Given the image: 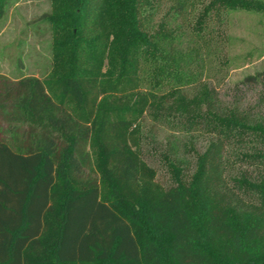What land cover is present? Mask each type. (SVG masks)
Instances as JSON below:
<instances>
[{
	"label": "trees",
	"instance_id": "obj_1",
	"mask_svg": "<svg viewBox=\"0 0 264 264\" xmlns=\"http://www.w3.org/2000/svg\"><path fill=\"white\" fill-rule=\"evenodd\" d=\"M56 3L69 11L51 19L56 26L72 19L80 31L70 37L71 72L0 75V264H264V173L257 182L243 177L246 190L261 197L249 206L223 169L234 139L259 143L251 157L264 166V122L237 109L220 113L206 82L228 65L229 10H264L263 3ZM194 84L203 91L189 99L184 91ZM168 96L169 109L186 113L204 102L217 137L192 182L176 165L175 182L166 186L142 157L139 121L149 108L162 110ZM16 119L28 126L15 131L13 146L7 130ZM95 147L91 177L86 167Z\"/></svg>",
	"mask_w": 264,
	"mask_h": 264
},
{
	"label": "rangeland",
	"instance_id": "obj_2",
	"mask_svg": "<svg viewBox=\"0 0 264 264\" xmlns=\"http://www.w3.org/2000/svg\"><path fill=\"white\" fill-rule=\"evenodd\" d=\"M263 3L264 0H252ZM57 0H5L4 14L0 16V75L11 80L26 76L45 78L49 75L64 76L71 72L73 53L72 33L80 35L78 26L70 20L57 27V14L62 20L69 13ZM167 3H170L167 1ZM64 28V35L57 30ZM227 44L225 55L228 65L223 73L210 72L208 86L215 87L220 113L237 109L249 119L264 122V77L246 82L249 75L264 72V10L233 8L226 22ZM112 38V37H111ZM105 61L104 72L108 65ZM218 63V62H217ZM216 64V63H215ZM94 65V64H93ZM145 68L146 65L144 66ZM213 67V66H212ZM205 82V83H206ZM203 84L186 87L189 99L202 93ZM149 91L147 75L143 92ZM152 100L151 96H148ZM161 101V99H160ZM164 108H149L139 121L141 154L148 168L156 171L157 179L166 186L174 184V166L183 170L182 179L193 181L199 170L200 155L204 154L217 137L215 120L208 121L205 103L196 112L169 109L174 98L166 97ZM213 119V118H212ZM28 124L19 120L12 123L8 140L18 143L15 131H22ZM262 148L259 143L233 140L226 145L223 157L224 179L249 206L260 204V195L247 191L244 176L257 182L264 173V166L251 157ZM92 165L86 175L96 176L98 150L91 148Z\"/></svg>",
	"mask_w": 264,
	"mask_h": 264
}]
</instances>
